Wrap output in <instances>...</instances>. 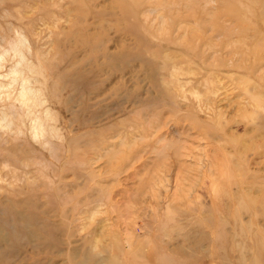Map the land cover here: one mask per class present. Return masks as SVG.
I'll list each match as a JSON object with an SVG mask.
<instances>
[{
  "label": "rangeland",
  "instance_id": "1",
  "mask_svg": "<svg viewBox=\"0 0 264 264\" xmlns=\"http://www.w3.org/2000/svg\"><path fill=\"white\" fill-rule=\"evenodd\" d=\"M0 264H264V0H0Z\"/></svg>",
  "mask_w": 264,
  "mask_h": 264
}]
</instances>
